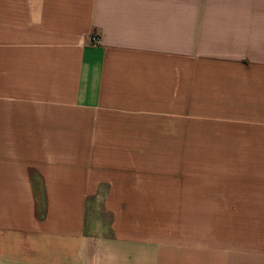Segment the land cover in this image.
<instances>
[{
    "label": "crops",
    "instance_id": "0c3cea01",
    "mask_svg": "<svg viewBox=\"0 0 264 264\" xmlns=\"http://www.w3.org/2000/svg\"><path fill=\"white\" fill-rule=\"evenodd\" d=\"M0 264H264V0H0Z\"/></svg>",
    "mask_w": 264,
    "mask_h": 264
},
{
    "label": "rangeland",
    "instance_id": "374dc122",
    "mask_svg": "<svg viewBox=\"0 0 264 264\" xmlns=\"http://www.w3.org/2000/svg\"><path fill=\"white\" fill-rule=\"evenodd\" d=\"M96 222H100L104 226L111 223V214L106 210L105 199L103 198L89 199L87 203V226Z\"/></svg>",
    "mask_w": 264,
    "mask_h": 264
},
{
    "label": "trees",
    "instance_id": "16d2710c",
    "mask_svg": "<svg viewBox=\"0 0 264 264\" xmlns=\"http://www.w3.org/2000/svg\"><path fill=\"white\" fill-rule=\"evenodd\" d=\"M35 202L37 208V215L42 220L46 216V199L43 192L35 187Z\"/></svg>",
    "mask_w": 264,
    "mask_h": 264
},
{
    "label": "built area",
    "instance_id": "2783aa9c",
    "mask_svg": "<svg viewBox=\"0 0 264 264\" xmlns=\"http://www.w3.org/2000/svg\"><path fill=\"white\" fill-rule=\"evenodd\" d=\"M92 42H93V43H99V39L93 37V38H92Z\"/></svg>",
    "mask_w": 264,
    "mask_h": 264
}]
</instances>
